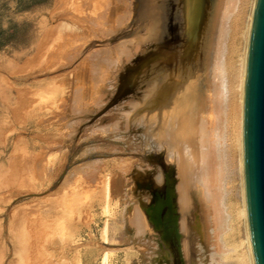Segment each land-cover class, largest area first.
<instances>
[{
    "label": "rangeland",
    "instance_id": "1",
    "mask_svg": "<svg viewBox=\"0 0 264 264\" xmlns=\"http://www.w3.org/2000/svg\"><path fill=\"white\" fill-rule=\"evenodd\" d=\"M122 1L0 0V264L170 260L160 255L155 218L164 195L141 196L136 185L144 169L143 105L127 72L141 54L122 60L138 46L137 34L156 28L143 35L137 0ZM123 10L128 23L115 28ZM155 88L151 82L150 97ZM105 181L108 214L99 202Z\"/></svg>",
    "mask_w": 264,
    "mask_h": 264
},
{
    "label": "bare ground",
    "instance_id": "2",
    "mask_svg": "<svg viewBox=\"0 0 264 264\" xmlns=\"http://www.w3.org/2000/svg\"><path fill=\"white\" fill-rule=\"evenodd\" d=\"M162 1L137 0V26L143 35L153 27L156 32L148 37L137 34L132 43L138 46L122 59H130L134 52L141 54V61L127 72V80H138L143 105L138 123L144 138V169L136 185L141 187V196L148 193L158 201V194L164 195L155 214L156 219L161 216L157 228L164 249L157 245L156 253L162 248L160 255L170 257L165 260L168 264H255L242 134L245 71L256 0ZM127 12L123 10L113 19L115 28L128 23ZM151 82L156 88L150 97ZM122 187L116 189L121 192ZM109 188L105 181L103 193H108L99 200L105 214L110 213L107 206L112 201ZM142 211L148 232L151 218L146 208ZM105 225L109 227V220ZM105 262L108 264L107 259Z\"/></svg>",
    "mask_w": 264,
    "mask_h": 264
},
{
    "label": "water",
    "instance_id": "3",
    "mask_svg": "<svg viewBox=\"0 0 264 264\" xmlns=\"http://www.w3.org/2000/svg\"><path fill=\"white\" fill-rule=\"evenodd\" d=\"M243 163L255 264H264V0H256L243 97Z\"/></svg>",
    "mask_w": 264,
    "mask_h": 264
}]
</instances>
